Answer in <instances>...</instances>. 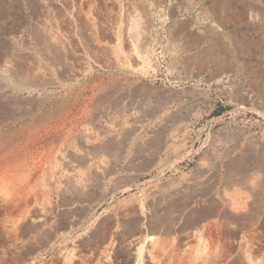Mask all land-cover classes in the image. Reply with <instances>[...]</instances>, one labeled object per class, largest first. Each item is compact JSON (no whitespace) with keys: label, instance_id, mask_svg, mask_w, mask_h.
I'll use <instances>...</instances> for the list:
<instances>
[{"label":"rangeland","instance_id":"obj_1","mask_svg":"<svg viewBox=\"0 0 264 264\" xmlns=\"http://www.w3.org/2000/svg\"><path fill=\"white\" fill-rule=\"evenodd\" d=\"M34 1L0 0V264H66L71 250L83 264L109 253L132 264L126 229L138 214L174 219L169 236L190 263L209 255L212 264H264V0H73L75 8L57 0L43 12ZM80 16L92 17L89 47ZM39 17L59 21L60 33L50 31L67 51L76 46L68 67L78 75L63 83L54 74L55 85L22 91L21 70L57 68L52 50L39 47L50 29L35 26ZM132 45L143 53L131 54ZM212 196L241 220L223 219L221 228L214 216L209 229H190ZM34 214L52 218L48 227L76 223L43 245L22 230ZM110 218L119 220L115 236L102 245L92 233Z\"/></svg>","mask_w":264,"mask_h":264},{"label":"bare ground","instance_id":"obj_2","mask_svg":"<svg viewBox=\"0 0 264 264\" xmlns=\"http://www.w3.org/2000/svg\"><path fill=\"white\" fill-rule=\"evenodd\" d=\"M32 1H34V0H32ZM36 1V0H35ZM34 1V4H36L37 2H38V4L39 5H37V6H41L40 7V10H42V12L43 11H47L49 8H50V6H53L54 4H56L58 1L57 0H40V2H39V0L37 1V2H35ZM60 1H62V0H60ZM78 1V0H77ZM100 1V0H99ZM108 1H110V0H108ZM107 0H106V3H109ZM115 4H117L118 2H116V0L114 1V0H112ZM110 2V3H112V5H113V2ZM126 1V0H125ZM124 1V2H125ZM128 1H130V0H128ZM132 1V0H131ZM130 1V2H131ZM136 1V0H135ZM162 1V0H161ZM166 1V0H165ZM164 1V2H165ZM170 3H176V1L177 0H168ZM64 2L66 3V4H68V6L70 5V6H72V4H73V2H74V4L76 3V1H73V0H64ZM63 2V3H64ZM80 2V4L82 3V1H79ZM85 2V3H84ZM86 2H88V0L86 1H84L83 0V4H87ZM91 2H93V1H91ZM94 2H95V0H94ZM104 2V4H106L105 3V1H103ZM130 2H129V5H130ZM137 2V1H136ZM138 2H140V1H138ZM167 2V1H166ZM62 3V4H63ZM100 3V2H99ZM102 3V2H101ZM123 3V2H122ZM133 3H134V0H133ZM142 3H145L144 1L143 2H140L139 4L141 5ZM153 3H154V1H153ZM159 3H161V2H159ZM175 3L173 4V5H175ZM65 4V5H66ZM77 4V3H76ZM75 4V5H76ZM93 4H97V3H93ZM121 4V3H120ZM139 4H137V5H139ZM156 5H157V3H155ZM155 4H153L154 6H155ZM165 4V3H164ZM177 4V3H176ZM60 5V4H59ZM64 5V4H63ZM75 5H73L72 7L73 8H75ZM88 5V4H87ZM89 5H90V3H89ZM88 5V6H89ZM92 5V4H91ZM90 5V6H91ZM98 5V4H97ZM127 5V4H126ZM129 5H127V6H129ZM131 5H132V3H131ZM136 5V4H135ZM135 5L133 6V7H135ZM143 5V4H142ZM147 5V4H146ZM161 5H162V3H161ZM29 6V5H28ZM31 6V5H30ZM67 6V5H66ZM65 6V7H66ZM77 6V5H76ZM86 6V5H85ZM87 6V8L89 9L90 7H88ZM117 6V5H116ZM150 6V5H149ZM170 6V5H169ZM39 7H33V8H35V9H37V8H39ZM94 7V6H93ZM95 7H98V6H95ZM129 7H131V6H129ZM32 8V9H33ZM53 8V7H52ZM55 8V7H54ZM52 9V12H53V10H55V9ZM62 8V7H61ZM80 8H82L81 9V11H83V10H85L86 8H83V6L82 7H80ZM132 8V7H131ZM136 8V7H135ZM135 8H133L134 10H135ZM34 9V10H35ZM64 9V8H63ZM129 9V8H128ZM38 10V9H37ZM51 10V9H50ZM49 10V11H50ZM76 10V9H75ZM74 10V11H75ZM78 10V9H77ZM90 10V9H89ZM95 10V9H94ZM127 10V9H126ZM36 11V10H35ZM56 11H57V9H56ZM72 11L73 10H71L70 11V15L72 14ZM73 11V12H74ZM79 11V10H78ZM78 11H76V12H78ZM93 12V9H91L90 11H89V13L90 12ZM85 12V11H84ZM84 12H81L82 14L84 13ZM87 12H88V10H87ZM110 12V11H109ZM130 13H132V12H134V11H132L131 12V9H130V11H129ZM36 13H37V11L36 12H34V14L36 15ZM54 13H56V12H54ZM75 13V12H74ZM86 13V12H85ZM96 13V12H95ZM33 14V15H34ZM45 14V13H44ZM136 14V13H135ZM35 15H34V17H35ZM38 15H39V12H38ZM52 16H53V13L51 14ZM51 15L49 14V15H45V16H50L51 17ZM55 15V14H54ZM57 15V14H56ZM76 15V13L73 15V16H75ZM40 16V15H39ZM45 16H43V18H41V17H39V21L37 20V22L38 23H36V27H41L40 26V24H43V25H47V27H48V29H49V31H47V28H46V31H44L43 30V32H41V34H40V36H41V40L46 44V46H43L44 48L42 49V47L41 46H39L40 48H41V51H46L47 49H49L50 51L52 50V53L54 54V61L56 62V66H57V68L55 69V70H53V71H51L50 69H48V67L46 66V67H44V66H42V65H38V64H33V65H31L30 67H28V69H27V67L25 68V69H23V70H21V75H16V78H17V80H16V85L19 87V89L20 90H22V91H35L36 89H39V88H41V87H43V86H46V85H52V84H56V79L54 78V74H56V76L61 80V82H63V83H68L69 81L71 82V80H73V79H75L76 77H77V73H74V72H72L73 70L71 69V66H70V64H69V66H70V68L68 67V60L72 57V56H75V55H73V52L72 51H74V49H72V47H74V46H71V48H70V50L69 51H67L66 50V46H64L60 41L59 42H57V41H55L54 40V36L56 35V34H53L52 32L53 31H56V33H60L57 29L58 28H61L62 26H61V24H59V19L57 20L56 19V21H58V25H57V29L55 28L56 27V25L55 24H52V23H47L48 22V20H47V18L45 19L46 20V22H43L41 19H44L45 18ZM60 16V15H59ZM59 16L58 17H56L55 16V18H59ZM61 16H63V15H61ZM61 16H60V18H61ZM66 16H68V15H66ZM62 17V19L64 18V19H66L67 17ZM72 16V15H71ZM72 16V17H73ZM82 16V15H81ZM79 17V19L77 20L78 21V24L76 25V26H79L80 28V30H81V34H84L85 36H86V39H87V41H89L90 42V45H88V43L89 42H85L87 45H88V47L89 46H91V45H94V41H93V39H92V35L90 34V30L94 33V30H92L91 28H93V25H92V27H90V24H89V19H91V18H85V17ZM86 16H87V14H86ZM134 16V15H133ZM95 17V16H94ZM117 17V16H116ZM135 17V16H134ZM133 17V18H134ZM41 18V19H40ZM54 18V17H53ZM69 18V17H68ZM68 18H67V21H68ZM75 18V17H74ZM124 18V20H126L125 18H126V16L125 17H123ZM133 18H131V19H133ZM34 19V18H33ZM36 19H37V17H36ZM49 19V18H48ZM93 19H95V18H93ZM35 20V19H34ZM51 20V19H50ZM53 20V19H52ZM75 20V19H74ZM55 21V22H56ZM62 21V20H61ZM60 21V22H61ZM65 21V20H64ZM76 21V20H75ZM72 21L70 20V23H71ZM94 22V21H93ZM96 22V21H95ZM123 22V21H122ZM127 22H128V19H127ZM131 22H132V20H131ZM131 22L129 23V24H131ZM26 23V22H25ZM63 23V22H62ZM69 23V24H70ZM73 23V22H72ZM71 23V24H72ZM76 23V22H75ZM124 23H126V21H124ZM126 24H128V23H126ZM129 24H128V26H129ZM28 25V24H27ZM67 25V24H66ZM99 25V24H98ZM22 26V25H21ZM30 26V25H29ZM60 26V27H59ZM68 26V25H67ZM70 26H72V25H70ZM76 26H73L72 28H74V27H76ZM111 26H112V24H111ZM124 25L122 24V27H123ZM128 26H125V27H128ZM130 26H132V25H130ZM135 26V25H134ZM99 27V26H98ZM109 27V29H110V26H108ZM25 27L23 26V29H24ZM28 28V27H27ZM44 28V27H43ZM63 28V27H62ZM102 28V27H101ZM105 29H107V27H104ZM114 28L116 29V26H114ZM113 28V32H115V29ZM124 28V27H123ZM130 28H133V27H130ZM135 28H137V29H139L138 27H136L135 26ZM135 28H134V30L133 29H131V32L133 31V32H135L136 30H135ZM34 29V28H33ZM65 29H67V28H65ZM95 29V28H94ZM103 29V28H102ZM25 30H27V29H25ZM50 30H53V31H50ZM62 29H60V31H61ZM79 30V31H80ZM125 30H126V28H125ZM41 31H42V29H41ZM62 31H64V29L62 30ZM61 31V32H62ZM71 31V30H70ZM69 31V32H70ZM111 31H112V29H111ZM110 31V32H111ZM124 31V30H123ZM127 31V30H126ZM35 32V31H34ZM66 32V31H65ZM71 32H73V31H71ZM112 32V33H113ZM137 32V31H136ZM139 32H141L140 30H139ZM139 32H137L138 34H140ZM32 33V32H31ZM55 33V32H54ZM63 33V32H62ZM73 33H75V32H73ZM96 33V32H95ZM112 33H111V35H112ZM130 33V32H129ZM142 33V32H141ZM64 35H66L67 36V34H65V33H63ZM76 34H77V32H76ZM80 34V35H81ZM117 33H115V35H116ZM128 34V33H127ZM133 34V33H132ZM135 34V33H134ZM134 34H133V36H134ZM148 34V33H147ZM23 35H25V34H23ZM23 35H22V37H23ZM35 35V34H34ZM59 35H61V34H59ZM68 35H70V33L68 34ZM79 35V37H81ZM97 35V34H96ZM95 35V36H96ZM102 35V34H101ZM114 35V34H113ZM131 35V34H130ZM141 36L140 37H137V38H140L142 41H144V40H146V34H140ZM15 36V35H14ZM26 36V35H25ZM24 36V37H25ZM36 36V35H35ZM63 36V35H62ZM65 36V37H66ZM74 36V35H73ZM78 36V35H77ZM105 36V35H104ZM117 36H118V34H117ZM132 36V35H131ZM137 36H139V35H137ZM22 37H21V39H22ZM23 37V40H21L19 37H18V39L19 40H15L16 42H18V41H21V42H23L24 41V39H26V38H24ZM37 37V36H36ZM61 37V36H60ZM60 37H58V40H60V39H62V38H64V36L62 37V38H60ZM78 37V38H79ZM135 37V36H134ZM15 38V37H14ZM38 38V37H37ZM77 38V39H78ZM82 38H84V37H82ZM136 38V37H135ZM134 38V39H135ZM136 38V39H137ZM145 38V39H144ZM148 38V37H147ZM11 39V38H10ZM16 39V38H15ZM34 39H35V37H34ZM40 39V38H39ZM85 39V38H84ZM94 39H96V38H94ZM98 39V38H97ZM97 39H96V41H97ZM124 39V38H123ZM134 39H133V41H134ZM36 40V39H35ZM69 40H70V38H69ZM68 40V41H69ZM125 40H126V37H125ZM28 41V40H27ZM38 41H40V40H38ZM71 41H73L72 39L70 40V42ZM95 41V42H96ZM127 42H128V44H129V46H130V44L131 43H133V44H135L136 45V43H134V42H132V40L130 41V39L128 38V40H126ZM30 42V41H29ZM65 42H67V40H65ZM69 42V43H70ZM79 44H78V48H80L79 47V45L83 42V41H80L79 40ZM99 42V41H98ZM98 42H96L97 44H98ZM11 43V42H10ZM9 43V44H10ZM25 43V42H24ZM68 43V42H67ZM84 43V42H83ZM82 43V44H83ZM21 44V43H20ZM30 44V43H29ZM65 45H66V43H64ZM100 44V43H99ZM98 44V45H99ZM24 45V44H23ZM31 45V44H30ZM29 45V46H30ZM97 45V46H98ZM101 45V44H100ZM102 45H104V44H102ZM102 45H101V47H100V51H101V48H103L102 47ZM138 45H139V43H138ZM11 46V45H10ZM13 46V45H12ZM11 46V47H12ZM17 46H19V45H17ZM27 46V45H26ZM69 46V45H68ZM86 46V45H85ZM84 46V47H85ZM97 46H95V48H93V50L95 51V49H97ZM20 47V46H19ZM76 47V46H75ZM94 47V46H93ZM105 47V46H104ZM132 48V50L131 51H133L131 54H135V49L137 50V51H139L140 49H137V47L136 46H134V45H132L131 46ZM135 49H134V48ZM22 48V47H21ZM21 48H19V49H21ZM68 48V47H67ZM77 48V49H78ZM71 49H72V51H71ZM99 49V48H98ZM97 49V50H98ZM104 49V48H103ZM103 49H102V53L103 52H105V50H107L108 48H105L104 49V51H103ZM129 49V48H128ZM49 50H48V55H49ZM82 50V49H81ZM88 50V49H87ZM44 51V52H45ZM71 51V52H70ZM99 51V50H98ZM97 51V52H98ZM108 51V50H107ZM130 51V52H131ZM141 51V50H140ZM76 52V51H75ZM83 52V51H82ZM85 52V51H84ZM87 52V51H86ZM85 52V53H86ZM142 52V51H141ZM140 52V53H141ZM36 53V52H35ZM51 53V54H52ZM95 53V52H94ZM101 53V52H100ZM138 53V52H137ZM143 53V52H142ZM30 54V53H29ZM108 54V53H107ZM44 55V54H43ZM83 56L85 55V54H82ZM81 55V56H82ZM87 55H88V52H87ZM86 55V56H87ZM110 55V54H109ZM141 55H143V54H141ZM33 56V55H32ZM79 56V55H78ZM92 56V55H91ZM91 56H90V58L88 57L87 59L88 60H90L91 59ZM134 56V55H133ZM132 56V57H133ZM139 56V55H138ZM50 57H51V55H50ZM141 57V56H140ZM140 57H138V58H140ZM75 58V57H74ZM73 58V59H74ZM76 58H78V57H76ZM75 58V59H76ZM80 58V57H79ZM78 58V59H79ZM96 58V57H95ZM144 58V57H143ZM146 58V57H145ZM77 59V61H81V59L80 60H78ZM84 60L83 61H85V58H83ZM86 59V60H87ZM112 59V58H111ZM118 59V58H117ZM130 59V58H129ZM110 60V59H109ZM141 60V59H140ZM139 60V61H140ZM39 61V60H38ZM70 61V60H69ZM82 61V62H83ZM91 61H93V60H91ZM96 61L98 62V60L96 59ZM108 61V60H107ZM135 61H138V60H135ZM85 62H87V61H85ZM99 62H101V61H99ZM141 62V61H140ZM40 63V62H39ZM42 63V62H41ZM50 63H52V60L50 61ZM81 63V62H80ZM89 63H90V61H89ZM93 63V62H92ZM110 63V62H109ZM139 63V62H138ZM27 64H29V63H27ZM30 64H31V62H30ZM29 64V65H30ZM96 65V63H93V65ZM99 64V63H98ZM28 65V66H29ZM75 65H78V63H75ZM80 65V64H79ZM78 65V66H79ZM82 65H83V63H82ZM89 65V64H88ZM88 65H83L82 67H84L83 68V73L84 72H87L89 69H90V66H88ZM92 65V64H91ZM93 65H92V68H93ZM104 65H105V63H104ZM115 65V64H114ZM55 66V65H54ZM81 66V65H80ZM111 66V65H110ZM23 68V67H22ZM79 68V67H78ZM91 68V69H92ZM116 68V67H115ZM69 69H71V70H69ZM130 70V69H129ZM74 71H76V70H74ZM80 71H81V69H80ZM77 72V71H76ZM80 73H82V72H80ZM87 74V73H86ZM89 74H91V73H89ZM81 75V74H80ZM83 76V75H82ZM11 78V77H10ZM58 79V80H59ZM76 80V79H75ZM58 84V83H57ZM72 84V83H71ZM61 85V84H60ZM69 86V85H68ZM120 86V85H119ZM0 88H2V90H3V86L2 85H0ZM5 91V90H4ZM6 91H7V89H6ZM112 92V91H111ZM9 93V91H7L6 92V96H7V94ZM11 93H9V95H10ZM8 97V96H7ZM119 99V98H118ZM122 99V98H121ZM10 100V99H9ZM115 100V99H114ZM21 103V102H20ZM102 103V102H101ZM121 103V102H120ZM116 104V103H115ZM14 119V118H13ZM17 122H19V120H15L14 121V123H17ZM43 122H42V120H41V123H37V124H39V126H40V124H42ZM1 124V123H0ZM44 124V123H43ZM45 125V124H44ZM43 126V125H42ZM106 126V125H105ZM100 127V126H99ZM32 128V127H31ZM108 144V143H107ZM98 150V149H97ZM114 153V152H113ZM113 155V154H112ZM51 187V186H50ZM190 196V195H189ZM194 197H195V195H194ZM192 198V197H191ZM202 203V202H201ZM183 207H185V206H183ZM195 207V206H194ZM174 210V209H173ZM236 211H238V210H236ZM235 211V212H236ZM47 212V211H46ZM199 212V211H198ZM36 213H39V212H36ZM234 214V213H233ZM233 214H231V213H228V211H227V209H225V206H224V204H222V202L220 201V200H217V198L216 197H214V196H212L211 198H210V201H209V203H208V205H207V207H205V208H203V209H201V212H199V213H197V214H194V215H192V217L190 218V221H189V224H188V226H190L191 228L190 229H192V228H194V230H195V228H197L199 225L201 226H203V230H207V229H209L208 227H210V226H212V225H210V224H213V223H211V222H213L212 220V217H214L215 216V218H216V216H217V221L216 222H218L217 224H219L220 225V227H221V225L224 223L223 222V219H229V220H231L232 222L233 221H236V222H239L240 220H241V216L240 215H237L238 214V212H237V214H235V215H233ZM30 215V214H29ZM136 217V216H135ZM133 218L132 219V221H130V223L128 224V228L126 229V231H127V234L131 237V251H132V254H133V256H134V258H133V263L132 264H146V263H149V264H194V263H190V262H188V259L189 258H187V252H186V254H185V250L184 251H182L181 253H179V252H175L176 251V249L174 248L175 247V244H174V237H173V239H171L172 237L171 236H169V235H172L173 233H175V231H176V227L178 226L177 224V226H175V223H174V219L173 220H170V219H168V218H154L153 216H148V215H143V214H138L137 215V217L136 218ZM31 219L29 220V221H27L28 223L22 228V230H23V233H31V232H33V235L35 234L36 235V237H38V239L40 240V241H42V242H44V244L43 245H45V243H47V242H49V241H51V240H54V239H56V234L58 233L57 231L60 229V228H67L68 227V225H72V224H75L76 222V220H74L73 221V219L72 220H63L64 222H62L61 224L62 225H51V226H46L47 224H49L50 222H51V219H50V217L49 216H46V215H43V214H34V215H32V217H30ZM126 218V217H125ZM123 219V218H122ZM222 219V220H221ZM124 220V219H123ZM216 220V219H215ZM119 220L117 219V218H110V220L109 221H107L106 223L107 224H105L103 221H101V222H99V225H98V227H97V229L92 233V237L93 238H95V239H97L96 240V242L97 241H99V243L100 244H102V245H104V243H109V244H111L113 241V238H114V236H115V233H114V229L117 227L116 226V222H118ZM186 221V220H185ZM77 222H78V220H77ZM179 223V222H178ZM184 223V222H183ZM234 223V222H233ZM52 224V223H51ZM78 224H79V222H78ZM228 224V223H227ZM181 225V224H180ZM210 225V226H209ZM182 226H184V224L182 225ZM186 226V225H185ZM199 226V227H200ZM201 226V227H202ZM223 226V225H222ZM70 227V226H69ZM72 227V226H71ZM179 227V226H178ZM187 227V226H186ZM198 227V228H199ZM222 228V227H221ZM182 229H183V227H182ZM219 229V228H218ZM94 230V229H93ZM183 230H185V229H183ZM226 230V229H225ZM209 232H210V230H208ZM224 231V230H223ZM121 232V231H120ZM125 232V231H124ZM198 232V231H197ZM207 232V231H206ZM209 232H207V233H209ZM61 233V232H60ZM206 233V234H207ZM176 234V233H175ZM63 235V234H62ZM65 236H66V234H65ZM166 236H167V239H170V242H171V246L173 247L172 249L174 250V251H171L172 249L170 248H168L169 249V251H167V247L165 246V238H166ZM171 237V238H169V237ZM58 237V236H57ZM221 237V236H220ZM90 240H91V238H90ZM211 240H212V238H211ZM213 240L215 241L216 240V238L215 237H213ZM213 240H212V242H211V244L212 243H215V242H217L218 241V238H217V241H215V242H213ZM168 241V240H167ZM166 241V242H167ZM227 241V240H226ZM169 242V241H168ZM169 242V243H170ZM229 242V241H228ZM54 243H55V241H53V245H54ZM70 243V242H69ZM230 243V242H229ZM99 244V245H100ZM115 244V243H114ZM173 244H174V246H173ZM209 244V243H208ZM216 245H217V243H215ZM212 245H214V244H212ZM49 246V245H48ZM101 246V245H100ZM165 246V247H164ZM206 247V246H205ZM209 247V246H208ZM210 247H212V246H210ZM69 248V247H68ZM177 248V247H176ZM214 248H215V245H214ZM180 249V248H179ZM212 249H213V247H212ZM70 250V249H69ZM171 251V252H170ZM211 251V250H210ZM72 252V250L70 251V255L67 257L68 259H67V262H65L66 264H83L81 261H79V260H77V259H75L74 258V254H72L71 253ZM104 252V251H103ZM170 252V253H169ZM189 252V251H188ZM203 252H205V251H203ZM208 252V251H207ZM206 252V253H207ZM218 252V251H217ZM220 252V251H219ZM219 252H218V254H219ZM205 253V254H206ZM212 253H213V251H212ZM69 254V253H68ZM67 254V255H68ZM207 254H209V253H207ZM216 254V253H215ZM220 256H221V254H219ZM200 256V255H199ZM210 256H212V254L210 253ZM76 257V256H75ZM203 257V259H201V263H198V264H212V263H210V257H209V255H206L205 257L204 256H202ZM223 257V256H222ZM77 258V257H76ZM92 258V257H91ZM213 258H214V256H213ZM217 259V258H216ZM81 260V259H80ZM90 260V259H89ZM197 260V259H196ZM191 261V260H190ZM86 262V261H85ZM88 262V261H87ZM86 262V263H87ZM196 263V262H195ZM85 264V263H84ZM89 264H115L114 263V255L112 254V253H109V254H104V259L103 260H100V259H98V257H94L93 259H92V262L91 263H89Z\"/></svg>","mask_w":264,"mask_h":264},{"label":"crops","instance_id":"obj_3","mask_svg":"<svg viewBox=\"0 0 264 264\" xmlns=\"http://www.w3.org/2000/svg\"><path fill=\"white\" fill-rule=\"evenodd\" d=\"M255 202H256V201H255ZM259 212H260V213H264V200H262V201L259 202ZM260 213L258 214V216L262 217V216L260 215ZM263 216H264V215H263Z\"/></svg>","mask_w":264,"mask_h":264}]
</instances>
